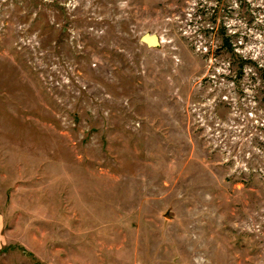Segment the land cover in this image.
Here are the masks:
<instances>
[{
    "label": "rangeland",
    "instance_id": "rangeland-1",
    "mask_svg": "<svg viewBox=\"0 0 264 264\" xmlns=\"http://www.w3.org/2000/svg\"><path fill=\"white\" fill-rule=\"evenodd\" d=\"M0 264H264V0H0Z\"/></svg>",
    "mask_w": 264,
    "mask_h": 264
},
{
    "label": "water",
    "instance_id": "water-1",
    "mask_svg": "<svg viewBox=\"0 0 264 264\" xmlns=\"http://www.w3.org/2000/svg\"><path fill=\"white\" fill-rule=\"evenodd\" d=\"M141 40L148 46H158L160 45V38L155 33H145Z\"/></svg>",
    "mask_w": 264,
    "mask_h": 264
},
{
    "label": "trees",
    "instance_id": "trees-1",
    "mask_svg": "<svg viewBox=\"0 0 264 264\" xmlns=\"http://www.w3.org/2000/svg\"><path fill=\"white\" fill-rule=\"evenodd\" d=\"M226 42H228V41L226 40ZM228 45H229V42H228ZM230 48H231V45H230Z\"/></svg>",
    "mask_w": 264,
    "mask_h": 264
}]
</instances>
